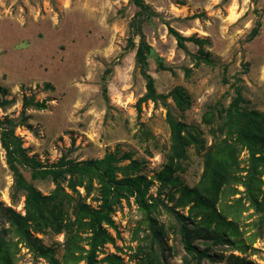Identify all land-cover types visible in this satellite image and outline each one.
<instances>
[{
	"label": "rangeland",
	"instance_id": "1",
	"mask_svg": "<svg viewBox=\"0 0 264 264\" xmlns=\"http://www.w3.org/2000/svg\"><path fill=\"white\" fill-rule=\"evenodd\" d=\"M174 32L207 41L187 39L180 45ZM143 40L151 48L146 70L165 95L157 101L141 99L147 79L136 54ZM0 86L7 90L0 100H11L0 107L1 120H19L24 96L46 102L44 109L26 110L31 127L15 130L28 155L43 165L64 154L89 160L114 153L119 165L136 161L133 174L149 181L142 185L145 199H157L158 206L148 213L135 196L122 198L111 214L113 223L105 224L113 241L98 249L97 264H109L111 255L136 264L138 247L159 227L165 245L159 258L166 264H196L181 241L176 213L194 225L211 220V230L228 240H195L214 257L202 264H264V173H256L247 191L240 180L251 166L247 149L239 153L235 178L223 187L218 214L194 205L182 186L198 184L206 149L216 142L205 115L212 113L217 121L216 109L229 106L237 89L244 106L264 113V0H0ZM177 87L190 99L184 111L171 96ZM168 111L200 132L204 149L191 144L183 170L176 172L181 185L163 187L156 175L171 152ZM20 170L43 194L54 190L49 178L32 179L29 169ZM13 194L14 176L0 140V202L25 215V197L19 193L15 201ZM98 194L94 190L85 201L98 206ZM74 202L67 208L71 220ZM9 226L0 213V231ZM30 232V243L20 242L14 250V264H51L50 254L59 264H86L81 256L90 248V230L48 226Z\"/></svg>",
	"mask_w": 264,
	"mask_h": 264
},
{
	"label": "trees",
	"instance_id": "2",
	"mask_svg": "<svg viewBox=\"0 0 264 264\" xmlns=\"http://www.w3.org/2000/svg\"><path fill=\"white\" fill-rule=\"evenodd\" d=\"M259 27L258 25L254 29V33L259 31ZM174 33L180 45H184L183 41L187 39H192L201 45L207 41L193 36L186 38L177 32ZM149 53L151 48L143 40L136 54V60L147 79V91L141 99L157 101L159 98H165V95L157 92L155 80L146 70ZM205 55L207 59L210 58L208 53ZM159 66L165 69L162 62ZM6 91V88L0 86V94L6 95ZM171 96L180 110L184 111L189 107V96L182 87L175 88ZM10 101L5 98L0 100V107L6 106ZM244 102H246L245 98L237 89V96L229 106L216 109V111L219 109L217 121L212 113H208L203 118V121L210 125V133L216 142L211 148L206 149L204 171L198 184L192 188L182 184L185 192L193 197L194 205L201 207V210L218 214L216 205L219 203L223 187L235 178L238 156L243 149H247L251 155V166L245 179H240L247 191L251 192L256 173H264L259 169L260 166L264 167V113L256 109H248L243 105ZM30 107L44 109L46 102L35 101L33 97L24 96L19 120L0 119V140L6 151L8 166L14 176L13 200L16 201L18 194L22 193L26 203V214L21 215L12 207L0 202V213L10 223L9 227H4L0 231V264H14V250L20 242L30 243L31 227L36 231H43V228L48 226L56 227L58 231L64 226H69L70 230H73L74 226L78 229L90 230L91 235L88 237L90 248L81 258L86 259V264H97L98 249L113 241L105 224L113 223L111 214L116 210L115 207L121 204L122 198L128 199L129 196H135L139 206L148 213L155 209L159 202L157 199L152 201L145 199L146 188L142 185H147L149 181L143 175L133 174L131 169L136 167V161L126 166L119 165L120 159L114 153L106 154L100 159L89 160H75L64 154L50 165H43L34 156H29L22 139L16 135L15 130L20 125L31 127L28 124L29 115L26 113ZM167 122L171 130V152L168 162L156 175L163 187L181 185L176 172L183 170L182 161L188 157L187 148L191 144H195L198 149H204V139L200 132L188 128L171 111L167 113ZM258 153L260 155H257ZM20 167L29 169L32 179L49 178L55 184L54 190L50 194H43L26 179ZM256 179L258 181V178ZM80 188L84 189L85 194L80 192ZM94 190L99 191L100 203L96 207L85 201ZM74 200L76 202L73 205V213L76 219L71 220L67 208ZM176 216L180 222L181 241L196 264H202V260L206 257L212 259L214 257L208 249L199 248L195 240L203 238L214 243L228 241L225 236L211 230L209 219L194 225L182 214L176 213ZM162 229L159 227L158 230H154L155 236L146 240V245L138 247V253L134 257L136 264H166L158 256L159 250L163 253L165 246ZM15 237H19L20 240L15 241ZM74 247H69L70 252ZM49 258L51 264H59V260L53 254H50ZM106 259L109 264H122L118 256L111 255ZM243 264H251V262Z\"/></svg>",
	"mask_w": 264,
	"mask_h": 264
}]
</instances>
